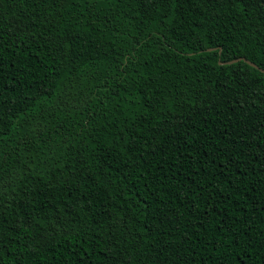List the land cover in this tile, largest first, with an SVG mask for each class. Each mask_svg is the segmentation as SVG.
<instances>
[{
	"label": "trees",
	"instance_id": "obj_1",
	"mask_svg": "<svg viewBox=\"0 0 264 264\" xmlns=\"http://www.w3.org/2000/svg\"><path fill=\"white\" fill-rule=\"evenodd\" d=\"M240 57L264 0H0V264H264Z\"/></svg>",
	"mask_w": 264,
	"mask_h": 264
},
{
	"label": "water",
	"instance_id": "obj_2",
	"mask_svg": "<svg viewBox=\"0 0 264 264\" xmlns=\"http://www.w3.org/2000/svg\"><path fill=\"white\" fill-rule=\"evenodd\" d=\"M213 49H215V48H208V50H213ZM220 52H221V51H220ZM242 59L246 60V61H247L248 63H250L252 66L257 67V68L261 69V70L264 72V69H263V68H260V67H259L257 64H255L254 62H252V61H250V60H248V59H246V58H243V57L236 58V59H233V60H229V61H226V62H222V61H220V63H234V62L240 61V60H242Z\"/></svg>",
	"mask_w": 264,
	"mask_h": 264
}]
</instances>
